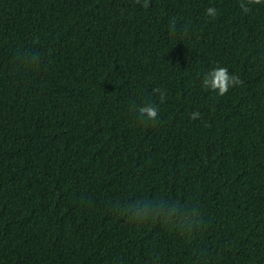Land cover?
<instances>
[{"label":"trees","instance_id":"obj_1","mask_svg":"<svg viewBox=\"0 0 264 264\" xmlns=\"http://www.w3.org/2000/svg\"><path fill=\"white\" fill-rule=\"evenodd\" d=\"M243 2L0 0V264H264V0ZM145 198L195 230L121 215Z\"/></svg>","mask_w":264,"mask_h":264},{"label":"clouds","instance_id":"obj_2","mask_svg":"<svg viewBox=\"0 0 264 264\" xmlns=\"http://www.w3.org/2000/svg\"><path fill=\"white\" fill-rule=\"evenodd\" d=\"M137 2L139 3V0H137ZM248 2L259 4L261 0H248ZM143 6L145 8L148 7V0H144ZM240 7L245 13L250 11L248 4L244 3L243 0H241ZM207 14L215 16L216 9L209 7L207 9ZM171 27L175 30V20H173ZM202 83L205 89H211L223 96L228 92L230 86L239 84L240 79L238 76L230 74L227 67L217 66L205 73ZM164 98V94L161 93V102L164 101ZM139 114L141 117H146L148 120H155L158 116V109L152 103H145L143 106L139 107ZM199 115V112H193L191 114L192 119H196ZM165 204H167V202H157L155 199H138L135 204L126 205L121 215L130 223L136 222L137 224L149 219L155 220L160 216H165L172 221V228L179 230L181 234H191L197 226L196 218L189 221L183 213L179 212V202L173 204L171 209L167 212H165ZM129 213H131V215H129Z\"/></svg>","mask_w":264,"mask_h":264}]
</instances>
